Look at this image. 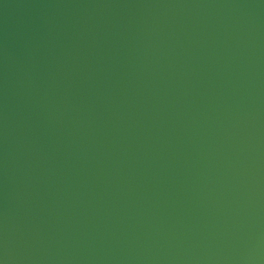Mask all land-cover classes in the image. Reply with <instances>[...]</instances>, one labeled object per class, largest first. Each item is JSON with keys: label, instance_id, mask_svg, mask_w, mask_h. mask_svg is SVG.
Here are the masks:
<instances>
[{"label": "water", "instance_id": "water-1", "mask_svg": "<svg viewBox=\"0 0 264 264\" xmlns=\"http://www.w3.org/2000/svg\"><path fill=\"white\" fill-rule=\"evenodd\" d=\"M0 264H264V0H0Z\"/></svg>", "mask_w": 264, "mask_h": 264}]
</instances>
